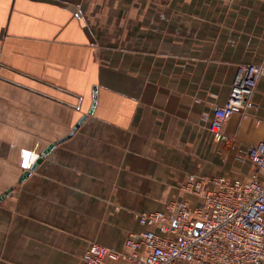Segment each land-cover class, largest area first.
<instances>
[{"label":"crops","instance_id":"0c3cea01","mask_svg":"<svg viewBox=\"0 0 264 264\" xmlns=\"http://www.w3.org/2000/svg\"><path fill=\"white\" fill-rule=\"evenodd\" d=\"M241 64L264 66V0H0V264H79L197 202L190 174L252 179L209 128ZM223 130L264 140V71Z\"/></svg>","mask_w":264,"mask_h":264},{"label":"built area","instance_id":"2783aa9c","mask_svg":"<svg viewBox=\"0 0 264 264\" xmlns=\"http://www.w3.org/2000/svg\"><path fill=\"white\" fill-rule=\"evenodd\" d=\"M263 71L262 64L239 65L227 101L209 119L217 140L251 160L252 179L221 175L204 189L190 174L186 186L197 202L173 199L139 213L143 229L131 231L123 249L92 242L79 264H264V140L245 146L223 130L233 114H246Z\"/></svg>","mask_w":264,"mask_h":264},{"label":"water","instance_id":"95a60500","mask_svg":"<svg viewBox=\"0 0 264 264\" xmlns=\"http://www.w3.org/2000/svg\"><path fill=\"white\" fill-rule=\"evenodd\" d=\"M95 99H96V96H95ZM95 104H96V101L94 100V102H93V106H92V108L95 106ZM93 111L92 110H90V112L89 113H92ZM87 117H88V115L87 114H84L77 122H76V124L74 125V127H73V129H72V131L68 134V135H66L65 137H63V138H61V139H58L56 142H54V143H51L45 150H44V152H43V154L41 155V157L34 163V165L31 167V169H35L36 168V166H37V164L41 161V159L44 157V156H46L51 150H52V148L57 144V143H61V142H63V141H65L66 139H68L69 137H71L73 134H74V132L83 124V122L87 119ZM30 174V170H28V171H26L24 174H23V176H22V179L26 176V175H29ZM7 194V193H6ZM5 195V194H4ZM3 195V196H4Z\"/></svg>","mask_w":264,"mask_h":264}]
</instances>
